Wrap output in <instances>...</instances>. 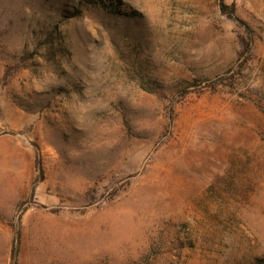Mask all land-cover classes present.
Instances as JSON below:
<instances>
[{
    "label": "rangeland",
    "instance_id": "obj_1",
    "mask_svg": "<svg viewBox=\"0 0 264 264\" xmlns=\"http://www.w3.org/2000/svg\"><path fill=\"white\" fill-rule=\"evenodd\" d=\"M219 2L0 0V264H264V0L251 51Z\"/></svg>",
    "mask_w": 264,
    "mask_h": 264
},
{
    "label": "trees",
    "instance_id": "obj_2",
    "mask_svg": "<svg viewBox=\"0 0 264 264\" xmlns=\"http://www.w3.org/2000/svg\"><path fill=\"white\" fill-rule=\"evenodd\" d=\"M219 6H220L221 11L224 14H226L229 18L246 25L245 22L236 15L234 5L227 4L226 0H220ZM246 28H247L248 35H247V38L244 39V43L247 47V50L251 51L253 43H254V36L249 26L246 25ZM36 170H37V176L33 182V186H35L36 184H38L39 182L45 179L44 164H43V160L40 155L38 146L36 149ZM21 242H22V232L20 229H18L14 232L12 245H11V263L12 264H19V252H20Z\"/></svg>",
    "mask_w": 264,
    "mask_h": 264
},
{
    "label": "crops",
    "instance_id": "obj_3",
    "mask_svg": "<svg viewBox=\"0 0 264 264\" xmlns=\"http://www.w3.org/2000/svg\"><path fill=\"white\" fill-rule=\"evenodd\" d=\"M3 192H4V188H3ZM3 207H4L3 200H2V199H0V209H3Z\"/></svg>",
    "mask_w": 264,
    "mask_h": 264
}]
</instances>
